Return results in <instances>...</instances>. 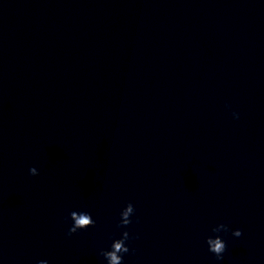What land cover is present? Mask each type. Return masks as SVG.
<instances>
[{
  "label": "clouds",
  "instance_id": "obj_1",
  "mask_svg": "<svg viewBox=\"0 0 264 264\" xmlns=\"http://www.w3.org/2000/svg\"><path fill=\"white\" fill-rule=\"evenodd\" d=\"M234 118H239V114L233 112ZM29 173L32 176L38 175V170L35 167L29 169ZM135 209L133 204L128 203L124 210L121 212V221L119 227H126L130 223H132L130 217L133 215ZM70 219L73 221L72 226L68 229V235L76 233L78 230L86 229L88 227L94 226L95 221L92 219V216L88 212H78L72 211L70 213ZM221 230L224 232L229 231V228L225 224H219L215 228L212 229L215 233H220ZM232 235L235 237H240L242 232L240 229L232 230ZM129 239L128 231H124L122 233V238L118 240H114L111 246L110 251H102L101 255L107 260L108 264H122L123 256L122 254L128 253L129 248L126 246L125 241ZM208 245V249L211 253L216 256L217 260L223 259V253L226 250L225 241L219 236L215 237L209 236L206 240ZM38 264H48L46 260H41Z\"/></svg>",
  "mask_w": 264,
  "mask_h": 264
}]
</instances>
